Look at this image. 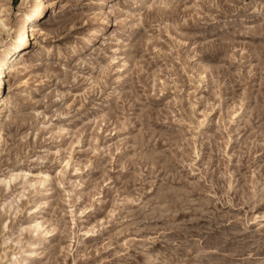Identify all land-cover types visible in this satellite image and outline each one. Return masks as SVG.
<instances>
[{
  "label": "rangeland",
  "instance_id": "374dc122",
  "mask_svg": "<svg viewBox=\"0 0 264 264\" xmlns=\"http://www.w3.org/2000/svg\"><path fill=\"white\" fill-rule=\"evenodd\" d=\"M31 9L0 0V264H264V0H46L19 46Z\"/></svg>",
  "mask_w": 264,
  "mask_h": 264
},
{
  "label": "bare ground",
  "instance_id": "6f19581e",
  "mask_svg": "<svg viewBox=\"0 0 264 264\" xmlns=\"http://www.w3.org/2000/svg\"><path fill=\"white\" fill-rule=\"evenodd\" d=\"M45 2H46V0H32V9L28 13H25V15L22 18V23L19 26L20 35L17 39V43L19 46H24L27 43V41L29 40L30 37H29L27 31L30 30L31 32H33L34 29L30 24H31V22H35V20L42 13L43 9L45 8ZM95 34L97 35V33H95ZM24 51H25V49L21 50L18 53L19 58L16 60L17 63H20V58L24 57V54H23ZM6 57L7 56L0 58V89L2 88V86L4 84V78L7 75V67L5 66ZM6 105H7V101L5 98L0 100V123L4 117V110H5ZM0 138H1V134H0ZM47 232L48 231H46L45 233H47Z\"/></svg>",
  "mask_w": 264,
  "mask_h": 264
}]
</instances>
